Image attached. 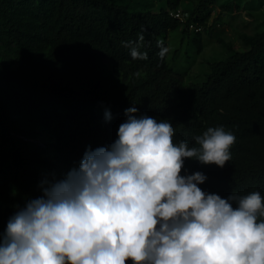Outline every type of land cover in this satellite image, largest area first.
I'll return each instance as SVG.
<instances>
[{"label":"trees","instance_id":"1","mask_svg":"<svg viewBox=\"0 0 264 264\" xmlns=\"http://www.w3.org/2000/svg\"><path fill=\"white\" fill-rule=\"evenodd\" d=\"M24 1L0 0V31L22 55L46 49L48 57L44 63L26 61L19 70L0 73V232L29 200L42 195L43 186L78 169L86 151L111 145L131 107L137 115L171 122L176 143L197 146L194 138L209 127L231 132L236 141L223 168L185 159L182 175L203 173L207 180L199 187L221 198L253 191L264 197V29L248 39L247 50L231 51L178 101L180 87L169 79L167 55L158 56L157 42L167 47L169 32L183 26L187 33L190 22L203 24L217 0H197L185 25L170 15L180 0H159L165 8L158 12L130 10L110 0H45L46 10L36 11V22L7 20L5 8ZM234 9L232 2L219 7L220 13ZM140 34V51L147 52V60H133L124 46L137 42ZM193 42L200 51V38ZM104 61L124 75L126 83L118 90L112 79L76 77L75 68ZM31 69L42 79H33ZM27 123L52 137L51 156L41 143H24L19 133Z\"/></svg>","mask_w":264,"mask_h":264},{"label":"clouds","instance_id":"2","mask_svg":"<svg viewBox=\"0 0 264 264\" xmlns=\"http://www.w3.org/2000/svg\"><path fill=\"white\" fill-rule=\"evenodd\" d=\"M143 41L124 44L133 60L148 59ZM125 116L111 145L86 151L10 217L0 264H264V197L221 198L199 187L203 173L182 175L185 159L223 168L236 137L209 127L189 146L169 121L135 107Z\"/></svg>","mask_w":264,"mask_h":264},{"label":"rangeland","instance_id":"3","mask_svg":"<svg viewBox=\"0 0 264 264\" xmlns=\"http://www.w3.org/2000/svg\"><path fill=\"white\" fill-rule=\"evenodd\" d=\"M126 6L130 10H149L158 12L165 8L164 2L159 0H110ZM197 0H180L176 10L180 14L190 15ZM232 2L235 6L232 13H220L221 5ZM46 10L45 0H27L15 5H8L4 10L7 20L20 24L36 22V11ZM171 12V13H172ZM207 20L198 25V31L194 28L188 32L183 31L180 26L167 35V48L169 49L166 62L169 69V79L176 83L181 90L178 101L199 87L211 73L216 63L224 61L231 51H245L248 48V39L261 33L264 29V0H217L205 13ZM198 34V36H197ZM200 38L202 48L197 51L194 39ZM48 51L38 49L22 55L15 43L6 40L3 32L0 31V73L16 71L25 67V62L41 64L46 61ZM75 75L78 79H112L115 89L118 90L126 83L124 75L117 72L113 64L108 61L93 65L80 66L75 68ZM29 75L35 79H42L39 71L31 69ZM65 114L64 110L60 111ZM29 146H36V143L44 145V154H53V139L40 126L27 123L25 132L19 133ZM11 195L17 193L13 189Z\"/></svg>","mask_w":264,"mask_h":264},{"label":"built area","instance_id":"4","mask_svg":"<svg viewBox=\"0 0 264 264\" xmlns=\"http://www.w3.org/2000/svg\"><path fill=\"white\" fill-rule=\"evenodd\" d=\"M170 15L173 18L177 19L182 25H185L186 22L189 20V17H190V15L180 14V13H177V12H172V13H170ZM194 24H196V23L190 22L189 25H188V28L189 29H193L194 28ZM198 28H199L198 24H196L195 25L196 31L199 30Z\"/></svg>","mask_w":264,"mask_h":264}]
</instances>
